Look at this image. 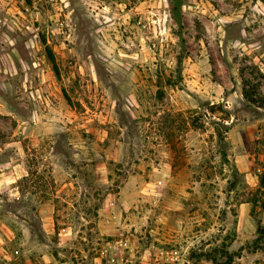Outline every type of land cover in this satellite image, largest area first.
I'll return each mask as SVG.
<instances>
[{"label":"rangeland","instance_id":"obj_1","mask_svg":"<svg viewBox=\"0 0 264 264\" xmlns=\"http://www.w3.org/2000/svg\"><path fill=\"white\" fill-rule=\"evenodd\" d=\"M173 1L0 0V264H264V0Z\"/></svg>","mask_w":264,"mask_h":264},{"label":"trees","instance_id":"obj_2","mask_svg":"<svg viewBox=\"0 0 264 264\" xmlns=\"http://www.w3.org/2000/svg\"><path fill=\"white\" fill-rule=\"evenodd\" d=\"M180 9H181V2L179 0H174L173 1V15H174V18H175V20L177 21V23L179 25L182 24ZM244 96L249 101H252V99H253L252 98V95L248 91H245L244 92ZM226 132L227 131H224L222 129L219 130L218 136H219L220 140H223V142L225 140V134H226Z\"/></svg>","mask_w":264,"mask_h":264},{"label":"water","instance_id":"obj_3","mask_svg":"<svg viewBox=\"0 0 264 264\" xmlns=\"http://www.w3.org/2000/svg\"><path fill=\"white\" fill-rule=\"evenodd\" d=\"M220 142H221V145H222V149L225 147L224 146V142H223V140H220Z\"/></svg>","mask_w":264,"mask_h":264}]
</instances>
